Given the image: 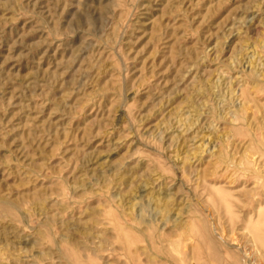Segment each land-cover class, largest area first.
Segmentation results:
<instances>
[{"label":"rangeland","instance_id":"1","mask_svg":"<svg viewBox=\"0 0 264 264\" xmlns=\"http://www.w3.org/2000/svg\"><path fill=\"white\" fill-rule=\"evenodd\" d=\"M0 264H264V0H0Z\"/></svg>","mask_w":264,"mask_h":264}]
</instances>
